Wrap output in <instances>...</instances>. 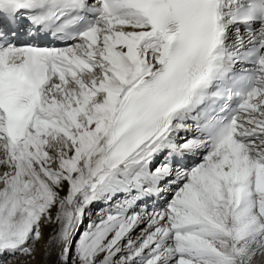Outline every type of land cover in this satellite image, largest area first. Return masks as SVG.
<instances>
[{"label": "snow or ice", "instance_id": "6c2138e0", "mask_svg": "<svg viewBox=\"0 0 264 264\" xmlns=\"http://www.w3.org/2000/svg\"><path fill=\"white\" fill-rule=\"evenodd\" d=\"M33 262L264 264V0H0V264Z\"/></svg>", "mask_w": 264, "mask_h": 264}, {"label": "bare ground", "instance_id": "6f19581e", "mask_svg": "<svg viewBox=\"0 0 264 264\" xmlns=\"http://www.w3.org/2000/svg\"><path fill=\"white\" fill-rule=\"evenodd\" d=\"M40 259V257H39V255L37 256V260H39ZM33 264H35V262H33Z\"/></svg>", "mask_w": 264, "mask_h": 264}]
</instances>
